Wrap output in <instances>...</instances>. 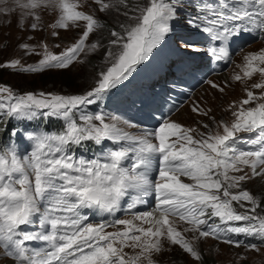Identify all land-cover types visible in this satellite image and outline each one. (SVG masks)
Here are the masks:
<instances>
[{
  "label": "snow or ice",
  "instance_id": "obj_1",
  "mask_svg": "<svg viewBox=\"0 0 264 264\" xmlns=\"http://www.w3.org/2000/svg\"><path fill=\"white\" fill-rule=\"evenodd\" d=\"M16 2L37 21L38 9H54L58 16L51 25L53 29L68 30L70 25L78 27V22H84V30L74 44L58 55L45 47L39 63L23 68L24 72L68 69L85 51L90 34L103 27L93 15L78 10V0ZM94 2L101 12L117 5L130 8L127 0ZM174 5L187 6L183 0H149L147 6L130 8L139 15L128 16L126 10L124 15L134 23L121 24L120 32L111 31L113 39L105 55L110 66L83 94L18 95L0 87V113L8 118L7 123L39 119L62 122L61 130L54 134L25 131V138L32 142L26 155H18L15 147L0 151V250L12 264H156L152 257L162 251L164 239L201 261V254L178 230L175 220L188 226L184 232L196 234L194 240L211 238L259 251L256 244L242 245L232 239L233 235H243L258 238L264 245V214L257 212L260 201L241 189L242 182L264 177V91L256 95L246 90L247 98L232 112L231 124L220 122L222 131L216 132H198L164 120L155 129L132 135L117 126V116L88 111L128 81L174 31L170 25L178 19ZM187 24L220 43L219 47H207L211 56L228 60L225 43L230 39L253 31L264 34V0H219L218 6L198 5L195 19L189 18ZM31 29L36 30L37 23ZM181 42L185 48L200 51L194 44ZM98 47L92 43L87 51L94 52ZM243 60V75H234V81L250 80L256 73L264 78V49L245 55ZM18 66L19 61L0 65ZM211 86L219 87L214 83ZM252 88L264 90V79ZM253 102L255 106L245 107ZM192 111L207 115L199 106ZM203 127L209 128L206 124ZM11 135L19 137L20 132L13 127ZM242 141L251 147L241 149ZM89 142L101 147L111 142L116 147L91 159L74 155L76 147ZM245 169L251 170V176ZM153 193L156 203L152 211H133ZM234 203L242 211H237ZM84 210L108 214L113 219L89 223ZM120 211L130 214L131 219L116 218ZM109 227L116 230L106 231ZM30 242H42L43 246L30 250L26 246ZM126 248L134 254L129 255Z\"/></svg>",
  "mask_w": 264,
  "mask_h": 264
},
{
  "label": "rangeland",
  "instance_id": "obj_2",
  "mask_svg": "<svg viewBox=\"0 0 264 264\" xmlns=\"http://www.w3.org/2000/svg\"><path fill=\"white\" fill-rule=\"evenodd\" d=\"M166 1L172 2V0ZM78 3L80 4V8L78 10L83 11L86 14L93 15L96 19H98L99 23H101V18L105 17L107 19H114L111 25H118L119 22L122 24H133L134 21L129 20L128 16L139 15V12H133L130 8L136 5L147 6L149 0H127L128 5L130 6L129 9H125L123 6L117 5L105 12L99 11V5H97L94 0H78ZM187 4L189 6L193 5L189 1H187ZM126 10L128 11V16L124 15ZM36 14L40 17L39 21L35 20L33 16L26 14L23 9H20L17 6L16 0H0V65H4L12 61H19V66L15 69L0 67V87H8L14 94L18 95H23L29 92L34 94L45 92L61 95H73L74 91H70L67 86L69 84L68 81L74 80V85L77 86L79 90L82 88V92L78 94H83L87 90H90L98 80L99 73L106 71L107 67L110 66V62L105 61L106 52L110 48V44L108 42L107 51H105V54L102 56V62L99 64L96 73H93L90 69L85 67L86 56L89 54L87 51L88 46L92 43H97L98 45L103 44L102 39L96 38L99 33L98 30H94V32L90 34L89 39L86 41L85 51L80 54L78 61L74 62L68 69H48L36 73L22 71L23 68L34 67L39 63L40 59L43 58L45 47L49 52L58 55L67 47L74 44L84 30V22L82 21L78 22V27L70 25L68 30L53 29L51 25L55 23L58 13L52 8L38 9ZM33 23H37L36 30L31 29V25ZM171 24H174V21H171L170 25ZM117 28L118 32L122 31L120 26ZM196 36L198 35H195V37ZM111 39L113 38L109 36V39L107 38L106 40L109 41ZM183 40H189V38H176L175 44H177L178 48L189 50L191 52H197L190 48H185L184 44L181 42ZM162 44H168V40L165 39V41L161 42V45ZM22 45H26L27 47L24 48ZM57 45H59V47H57ZM260 49H264V43H257L252 49H246L243 54L237 56L231 66L222 75L208 80L207 84L202 86L199 91L197 90L195 95L189 99L183 109L178 110L172 116L173 118L170 117L169 120L172 118L171 122H176L184 127L195 128L198 132L205 133L208 132L209 129L213 132L222 131V129H219L220 122L231 124L234 119L232 112L239 108L240 101L247 98L246 90H252L256 95H259L260 91H264L252 88L253 84L264 79L259 73L254 74L250 80L242 79L239 82L233 80L234 75H243L241 72V67L244 63L243 57L249 53H255ZM158 50L159 51L153 57V59H155L148 62V70L155 66L154 63L157 58H163L164 56L168 57L170 61H173L172 69L176 72L188 71L197 63V60H192L191 63L186 66L188 64V60L183 56H176L163 47L158 48ZM113 51H115L114 48ZM79 66H81L80 69ZM213 83L219 87L213 88L211 86ZM76 91H78V89ZM234 105L235 107H233ZM196 106H199L202 113L207 112V115L193 112L192 109ZM253 106H255V102L245 107ZM0 115L3 116V113H0ZM13 121H11V124L9 125L11 129H8L7 133L4 134V137H6L4 138V142L2 144L5 148L15 147L18 155L23 156L30 153L31 147L27 150L25 147L13 144L15 138H18L11 135L13 127L16 128V131L20 132V138L22 133H25V131L36 134L38 133L29 129H24V124H15ZM107 122L111 121L109 120ZM2 123L0 124V132L3 130ZM205 124L208 125L209 128H204L203 126ZM117 126L132 135L140 134L138 130L126 125L123 120L118 119ZM240 135L245 136L246 134L242 133ZM239 147L247 150L251 146L246 145L242 141L239 143ZM245 172L251 176L250 169H245ZM230 174L239 175L242 173ZM241 189L248 190L260 201V205L264 207V177L250 178L245 182H242ZM241 189H232V191L237 192ZM234 207L237 208V211H242L239 205H236L235 203ZM257 212L263 214L259 208L257 209ZM174 222L178 230H180L185 237L193 243L196 250L201 254V258H204L205 254H209V264H264V245H261L258 238H252L251 243L246 244H256L259 251L246 250L243 246L237 248L211 238L194 240L193 237L196 234L183 231L185 227H188L187 225L179 220H175ZM145 227H147V225H145ZM125 252L129 255L134 254L130 248H126ZM176 252L182 255L186 263L198 264L197 261L193 260L188 254L184 253L178 246L170 245L166 239L162 240V251L159 254H153L152 258L159 264H163L165 262L168 263L169 255L172 253L178 255ZM0 261H2L3 264H7V262L8 264H11L9 262L11 261V258H5L2 250H0Z\"/></svg>",
  "mask_w": 264,
  "mask_h": 264
},
{
  "label": "trees",
  "instance_id": "obj_3",
  "mask_svg": "<svg viewBox=\"0 0 264 264\" xmlns=\"http://www.w3.org/2000/svg\"><path fill=\"white\" fill-rule=\"evenodd\" d=\"M101 19L102 20H101L100 24L103 25V27L100 28V29H97L99 31V33H98L96 38L97 39L98 38L102 39L103 44L99 45V47H98V49L96 51L91 52V53H89L86 56V66L85 67L87 69H90L93 73L94 72L96 73V71H97V69L99 67V64L102 62V56L105 54V51H107L108 42L110 40L107 41L106 39L107 38L109 39V36H111L110 35V31H112V30H116L117 31V29H118L117 27L122 24V23L119 22L118 25H116L115 23H114L115 25H111L113 23L114 19L113 20H112V18H108L107 19L105 17H102ZM80 68H81V66H79V69ZM67 81H68V79H67ZM68 82H69V84H68L67 88L70 91H74L73 92L74 94H78V93L82 92V88H80V90H79V88H77V86L74 85V83H75L74 80L73 81H68ZM76 88L78 89V91H76L77 90ZM204 130H206V129H204ZM262 209H264V207L261 205V207H259V210H261V212L264 214V211H262ZM176 253H178V252H176ZM197 262H198V264H209L210 263L209 254H205V257L201 258V261H197ZM156 264H159V263L156 262ZM163 264H188V263L185 262V259L179 253H178V255H175L174 253H172V254L169 255L168 263L165 262ZM211 264H213V263H211Z\"/></svg>",
  "mask_w": 264,
  "mask_h": 264
},
{
  "label": "bare ground",
  "instance_id": "obj_4",
  "mask_svg": "<svg viewBox=\"0 0 264 264\" xmlns=\"http://www.w3.org/2000/svg\"><path fill=\"white\" fill-rule=\"evenodd\" d=\"M255 45V44H254ZM254 45H252L250 48H252ZM250 48H248V49H250ZM245 52V50H243L239 55H241V54H243ZM239 55H237V56H239ZM221 75V74H220ZM219 75V76H220ZM219 76H216V77H213V78H217V77H219ZM197 92V91H196ZM183 109V107L180 109V110H182ZM169 120V119H168ZM257 178H259V177H257ZM11 264H12V261H9ZM7 264H8V262H7Z\"/></svg>",
  "mask_w": 264,
  "mask_h": 264
}]
</instances>
